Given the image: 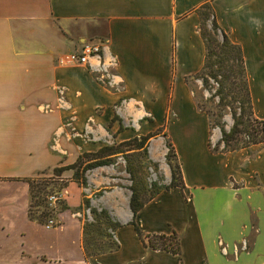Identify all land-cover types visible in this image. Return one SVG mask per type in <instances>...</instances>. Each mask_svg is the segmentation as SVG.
<instances>
[{
    "label": "crops",
    "instance_id": "obj_1",
    "mask_svg": "<svg viewBox=\"0 0 264 264\" xmlns=\"http://www.w3.org/2000/svg\"><path fill=\"white\" fill-rule=\"evenodd\" d=\"M208 3L241 49L253 116L264 122V0H0V264H264V143L225 150L197 99L207 57L198 10ZM86 43L102 54L57 64ZM69 125H110L118 142L168 126L184 188L161 192L135 222L144 234L176 233L179 255L144 246L116 165L88 171L85 185L65 171L69 209L55 226L29 219L25 180L99 149ZM165 149L162 162L151 145L149 161L168 185ZM82 198L121 226L117 250L85 258L74 213Z\"/></svg>",
    "mask_w": 264,
    "mask_h": 264
},
{
    "label": "rangeland",
    "instance_id": "obj_2",
    "mask_svg": "<svg viewBox=\"0 0 264 264\" xmlns=\"http://www.w3.org/2000/svg\"><path fill=\"white\" fill-rule=\"evenodd\" d=\"M198 14L201 19V35L207 45L205 68L199 76L202 82V91L197 97L199 107L202 112L209 116L212 127L227 132L226 143L222 138L225 150L235 152L248 148L254 143L261 144L264 141V126L252 115L240 51L228 39L224 40L220 31L215 30L212 25L213 13L209 7L204 5L198 10ZM57 100L60 102L59 92ZM167 127L165 125L159 131L150 133L154 137L148 142L141 143L138 139L124 141L130 142L128 145H122L124 142L116 141L115 136L110 138L109 135H106L105 131L109 132L110 125L101 127L69 125L68 128L71 131L73 130L72 134L78 133L73 135L74 140L83 141L86 146L97 144L99 149L103 147L113 148V154L105 158L110 161V164L103 167L116 165L119 166L120 170L125 169L128 175L127 180L130 182V187L136 189L139 202L147 203L151 198L156 197L157 193L165 191L170 185L165 184L164 173L159 164L149 161V150L152 145L153 155L163 162V153L165 147L167 148V141L172 143L167 135ZM141 137H144V135ZM99 149L89 152L84 151L79 155L94 153ZM165 152L167 164L174 170L176 183L181 186L183 178L180 164L175 157V151L167 148ZM52 170L49 169L44 172L46 177L51 176ZM128 171L132 173V177ZM63 176L65 177L66 174ZM132 179H134V184ZM52 196L58 197L59 194L56 193V190H53ZM58 206L56 201L54 203L47 201V204L36 202L33 204L32 214L33 216H39L42 213H47V217L44 219L48 221V225L51 221L56 224L57 219L53 214V210ZM90 208H93L90 203L87 207L81 202L80 208L74 210L75 215L82 222L81 245L84 255L90 256L117 250L118 245L112 233L114 226L99 213H91ZM125 217L126 214L123 215L124 219Z\"/></svg>",
    "mask_w": 264,
    "mask_h": 264
},
{
    "label": "trees",
    "instance_id": "obj_3",
    "mask_svg": "<svg viewBox=\"0 0 264 264\" xmlns=\"http://www.w3.org/2000/svg\"><path fill=\"white\" fill-rule=\"evenodd\" d=\"M206 6L209 7L211 10L210 3L206 4ZM212 25L215 28V30L221 32L224 40L228 39L230 41L227 34L218 25V23L216 21V17L214 14L212 15ZM235 46L239 49L241 57L243 59L241 49L237 45H235ZM206 47H207V45H206ZM206 59H207V57H206ZM205 63H206V61H205ZM204 68H205V66H204ZM243 69H244V73H245L246 80H247V88H248V94H249L250 101H251V111H252V99L250 96L248 79H247V75L245 72L244 59H243ZM199 79H200V77H199ZM252 115H253V111H252ZM257 121H259V120H257ZM259 123H261L264 126V122L259 121ZM220 130L222 132L221 134L223 136L222 137L223 141L226 143L227 136H228L227 132L225 130H222V129H220ZM263 132H264V128H263ZM165 136H167V135H165ZM153 137H154L153 134H149L147 136L139 138L138 141L140 140L141 143L148 142ZM129 143L130 142H124V143H122V145L123 144L128 145ZM263 143H264V141H263ZM256 144L257 143H254V145H256ZM167 148L174 149V151H175L173 143H171L169 141H167ZM104 153H106V154H104ZM112 154H113V148L103 147V148H100L97 152L83 153V154L79 155L76 158L75 162L71 165L54 168L52 170L51 176L46 177V173L42 172V173L37 174V176H35V177H38V176L44 177L45 176L44 178H34L33 177L30 179H26L25 182L27 183L28 188H29V206H28V217H29V219L32 221H35L41 225H48V223H47L48 221H46L44 219L47 217V213L46 214L42 213L39 216H33V214H32L33 204L36 202L47 204L48 198L52 196L53 190H56V193L60 194L61 191H63L66 188L69 181L62 178V174L65 171H72V173H73L72 180L79 185H85L86 173L92 169L109 165L110 161L105 159V158L111 156ZM175 157H176V152H175ZM128 172L132 177L133 176L132 173L130 171H128ZM132 182L134 184V179H132ZM176 187L183 189L184 185L182 184L180 186L176 183V175L174 173V170H172V181H171L170 185L165 189V191H170L172 188H176ZM130 190L132 192L130 208H131V211H132L133 217H134L133 226L135 227V229H136L140 239L142 240L144 246L151 248L153 250L166 251V252H169V253H172L175 255H179L180 254V243H179V238H178L176 233H174L170 236L155 235V234L150 235V234H144L140 230V228L137 226V224L135 222V219H136L137 214L144 208L146 203L139 202L137 191L134 187H132V188L130 187ZM160 193L161 192L157 193V195H159ZM55 198H56V202H58L59 206H58V208L53 210L54 216H56L57 214L64 212V211L69 209L68 206L65 204L64 200L60 197V195L58 197H55ZM153 198H155V197H153ZM153 198H151V200ZM82 204H84L85 206L88 207L89 203H88L87 199L82 198ZM89 210L93 214L99 213L107 221L112 223V225L114 226V231L117 228L121 227L118 223L113 222L111 216L105 210H101L99 212L94 208H90ZM51 225L55 226V225H57V223L55 224L51 221ZM93 255H98V254H93ZM93 255H90V256H93ZM84 256H85V258L89 257L87 254Z\"/></svg>",
    "mask_w": 264,
    "mask_h": 264
},
{
    "label": "built area",
    "instance_id": "obj_4",
    "mask_svg": "<svg viewBox=\"0 0 264 264\" xmlns=\"http://www.w3.org/2000/svg\"><path fill=\"white\" fill-rule=\"evenodd\" d=\"M101 54L102 48L100 44L86 43L77 51L60 55L57 59V64L59 66H86L90 59L99 57ZM48 201L54 203L56 198L51 196ZM49 225H51V222Z\"/></svg>",
    "mask_w": 264,
    "mask_h": 264
}]
</instances>
